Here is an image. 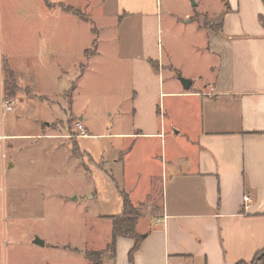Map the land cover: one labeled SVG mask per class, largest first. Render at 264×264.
I'll return each mask as SVG.
<instances>
[{
  "label": "crops",
  "instance_id": "0c3cea01",
  "mask_svg": "<svg viewBox=\"0 0 264 264\" xmlns=\"http://www.w3.org/2000/svg\"><path fill=\"white\" fill-rule=\"evenodd\" d=\"M49 1L51 6L41 2L48 11H62L55 4L64 3L93 15L94 20L89 18L98 43L107 28L103 14H110L127 36L129 51L123 56L134 66L132 130L105 133L106 138L120 140L121 147L101 161V168L112 172L121 211L123 194L139 208L151 201L147 212L140 210L138 249L131 255L135 240L119 236L114 256H105V264L250 262L264 250V23L259 20L264 17V0H217L214 9L199 0H191L194 4L181 0L180 9L171 0ZM7 6V0H0V12ZM220 15L218 31L204 27L203 17L216 21ZM98 43L91 58L101 53ZM47 48L54 54L53 48ZM0 50V61L8 60L7 52ZM178 50L186 56L185 65L175 62ZM148 60L157 61V69ZM199 61L204 69L195 73ZM165 68L175 73L168 85L163 79ZM178 76L190 80L188 89ZM2 88L0 64V108ZM165 95L194 107L190 115L195 118L184 125L185 144L178 140L179 128L166 136L165 117L172 118L174 109L163 114L159 102ZM77 119L82 124L83 116ZM82 126L86 135L78 138L95 136L87 134V125ZM5 128L1 114L0 139L33 136ZM42 138L59 143L60 137L47 132ZM139 140L160 144V156H149L144 167L135 153ZM70 150L72 157L71 145Z\"/></svg>",
  "mask_w": 264,
  "mask_h": 264
},
{
  "label": "rangeland",
  "instance_id": "374dc122",
  "mask_svg": "<svg viewBox=\"0 0 264 264\" xmlns=\"http://www.w3.org/2000/svg\"><path fill=\"white\" fill-rule=\"evenodd\" d=\"M7 1L6 10L0 12V48L16 72V84L26 88L18 87L9 99L2 92L4 110L0 112L7 132L33 136L0 139V264H93L86 251L104 250L110 241L111 222L101 216L121 211L112 172H105L101 161L121 147L120 140L106 138L105 133L132 130L135 79L132 61L123 56L129 51L127 36L110 14H103L107 28L98 38L100 43L97 40L101 53L86 57L83 50L91 49L95 38L90 23L57 8L48 11L42 0ZM199 1L211 9L217 4V0ZM171 2L174 8L182 7L181 0ZM47 46L54 54L48 53ZM185 61L178 50L175 62L185 65ZM203 69L199 61L193 71ZM174 75L165 68V85ZM177 79L181 83L182 77ZM159 105L163 114L174 109L172 118L165 117L166 136H173L179 128L178 140L185 144L182 136L186 122L195 118L190 115L194 107L167 95ZM70 109L77 118L83 116L87 134L95 136L78 138V119ZM47 132L60 137L59 143L43 139ZM76 139L80 150L89 155L76 148ZM70 145L75 151L72 157ZM135 153L144 167L149 156H160V144L139 140ZM149 201L141 211L147 212ZM144 225L142 221L140 226ZM36 237L44 245L34 244Z\"/></svg>",
  "mask_w": 264,
  "mask_h": 264
},
{
  "label": "trees",
  "instance_id": "16d2710c",
  "mask_svg": "<svg viewBox=\"0 0 264 264\" xmlns=\"http://www.w3.org/2000/svg\"><path fill=\"white\" fill-rule=\"evenodd\" d=\"M45 3L48 6H51L49 0H45ZM57 7H59L63 12L70 13L76 17H78L81 20H84L92 25V32L95 35V38L92 43L91 49H86L84 51V55L86 57H89L93 55L96 51V35H97V29L93 26V23L89 16L82 12L79 8L64 4V3H57L55 4ZM222 18L223 16L220 15L216 21L215 24L212 23L213 19H207V17H203V25L204 27L209 28L212 31H218L222 24ZM195 19H198V16L196 15ZM259 20H261L264 23V17H260ZM149 64L153 69H157V61L155 60H148ZM2 73H3V96L5 99L12 98L15 96L16 91L19 89L16 80H15V74L12 70L9 62L7 59H3L2 64ZM107 219L111 222V239L109 243L106 245V248L101 251H86L85 256L86 258L93 264H105V255H111V257L114 256L115 252V241L116 238L121 237H127L132 238L135 240V244L130 251V254L132 255L134 251L138 249L139 242H140V236L136 232V225L138 222V219L140 218V208L138 206H135L131 203L129 198L126 194L122 195V211L118 215H112L107 216ZM264 250L258 252L253 259L250 262H239L237 264H262L264 262V254L261 255V253Z\"/></svg>",
  "mask_w": 264,
  "mask_h": 264
},
{
  "label": "water",
  "instance_id": "95a60500",
  "mask_svg": "<svg viewBox=\"0 0 264 264\" xmlns=\"http://www.w3.org/2000/svg\"><path fill=\"white\" fill-rule=\"evenodd\" d=\"M193 3V2H192ZM194 4V3H193ZM181 80V84L183 86L184 89H188L189 86H190V80L186 79V78H182L180 79ZM34 242L36 244H39V245H43V242L42 240H39L37 237L35 238ZM264 254V251L261 253V255Z\"/></svg>",
  "mask_w": 264,
  "mask_h": 264
},
{
  "label": "built area",
  "instance_id": "2783aa9c",
  "mask_svg": "<svg viewBox=\"0 0 264 264\" xmlns=\"http://www.w3.org/2000/svg\"><path fill=\"white\" fill-rule=\"evenodd\" d=\"M8 103H9L8 100H5V101H4V104H5V105H7ZM75 126H76L77 131H79V134H80L81 136H85V135H86V131H85V129L83 128V126H82V124H81L80 121L75 122ZM247 199H248V197H245V200H247Z\"/></svg>",
  "mask_w": 264,
  "mask_h": 264
}]
</instances>
